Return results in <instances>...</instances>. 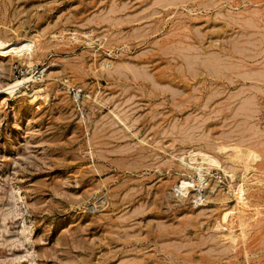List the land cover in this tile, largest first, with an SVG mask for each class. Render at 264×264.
Wrapping results in <instances>:
<instances>
[{
    "label": "rangeland",
    "instance_id": "obj_1",
    "mask_svg": "<svg viewBox=\"0 0 264 264\" xmlns=\"http://www.w3.org/2000/svg\"><path fill=\"white\" fill-rule=\"evenodd\" d=\"M0 40L48 95L0 94V264H264V0H0Z\"/></svg>",
    "mask_w": 264,
    "mask_h": 264
},
{
    "label": "bare ground",
    "instance_id": "obj_2",
    "mask_svg": "<svg viewBox=\"0 0 264 264\" xmlns=\"http://www.w3.org/2000/svg\"><path fill=\"white\" fill-rule=\"evenodd\" d=\"M8 42H5V41H2V40H0V56H5L6 55V53L5 52H7V48H8ZM25 55H28V54H25ZM42 75V74H41ZM42 79V78H41ZM37 80H38V78H37ZM29 81H32V83H33V81H34V78H33V76L31 75V76H28V75H26V76H23L22 78H15V79H13L11 82H8L6 85H4V86H2L1 88H0V94H6V95H8V96H11V95H13V94H15L17 91L18 92H21V93H24V91L22 90V87L24 88V85L26 84V83H28ZM39 81V80H38ZM37 81V82H38ZM65 83H67V82H65ZM29 84V83H28ZM69 84V83H68ZM28 86V85H27ZM32 87H31V92H30V94H29V102H33V100H38V99H40V98H42V97H48V95L46 94L47 93V90H46V93H45V91H44V87H42L43 86V84H40V83H33V85H31ZM27 88V87H26ZM45 88H46V86H45ZM26 90V89H25ZM25 93H27V91H25ZM44 93L47 95V96H45L44 95ZM18 94V93H17ZM49 94V93H48ZM28 95V94H27ZM19 96V95H18ZM91 96V95H90ZM28 100V99H27ZM183 156V155H182ZM196 155H193V153H190L189 154V158H188V160L186 161L185 159L187 158H181L182 160H183V162L182 163H184L185 165H187V166H189V167H191L192 169L194 168L196 171H197V173L200 175V177L202 176V170H203V168L205 167V168H209V167H211V166H214V168L215 167H217V168H222V169H224V170H222L226 175H227V173L229 172V171H227V169L226 168H224V167H222V165H221V163H220V161L217 159V158H208V159H205V160H199V158H197V156L195 157ZM173 157V156H172ZM184 157V156H183ZM186 167V166H185ZM190 168V169H191ZM212 168V167H211ZM210 171V170H209ZM208 172V171H207ZM246 172L247 171H245L244 172V174H246ZM202 173V174H201ZM249 173V172H248ZM244 174H243V176H244ZM230 175V174H229ZM247 175V174H246ZM245 175V176H246ZM233 176V175H232ZM230 178V177H229ZM246 178V177H245ZM219 179V178H218ZM244 179V178H243ZM231 180H232V178H231ZM244 180H246V179H244ZM244 180H243V182H244ZM218 181V180H217ZM230 181V180H229ZM200 182V181H199ZM199 182H198V185L200 186L201 184H199ZM247 182V181H246ZM197 183V182H196ZM197 184H193V182L192 181H190L189 179H187V178H182L181 179V185H180V187H179V190H180V192L182 193V195H188V193L191 191L190 189H193L192 188V186H196ZM232 187H233V185H232V183L230 184ZM241 186H243V185H240V187ZM191 187V188H190ZM204 187V186H203ZM239 187V188H240ZM234 188V187H233ZM232 188V189H233ZM236 189V188H235ZM245 189H248V187L247 188H245ZM193 191H194V189H193ZM240 191V194L239 193H237V194H239L238 196H237V206H240L244 201H245V197H247V196H244V192H243V188H241V190H239ZM192 192V191H191ZM247 192V191H246ZM244 196V197H243ZM204 197V196H203ZM199 202V201H198ZM237 209H238V207H237ZM240 215V214H239ZM238 215V216H239ZM246 236V235H245ZM247 255V254H246Z\"/></svg>",
    "mask_w": 264,
    "mask_h": 264
},
{
    "label": "built area",
    "instance_id": "obj_3",
    "mask_svg": "<svg viewBox=\"0 0 264 264\" xmlns=\"http://www.w3.org/2000/svg\"><path fill=\"white\" fill-rule=\"evenodd\" d=\"M217 178H221V175H219ZM201 185L200 186H194V187H196V189L198 190V192L201 194V196H203V193H201V191H203V188H202V186H204V183L206 182L207 183V179L205 178V177H202L201 179ZM220 182V181H219ZM195 184H196V181H195ZM173 190L177 193V194H180L181 192H180V190H179V188L177 187V185L173 188ZM200 196V197H201Z\"/></svg>",
    "mask_w": 264,
    "mask_h": 264
}]
</instances>
